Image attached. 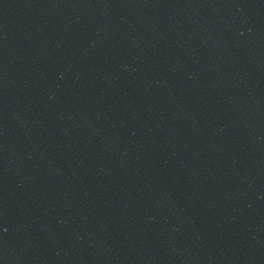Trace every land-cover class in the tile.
<instances>
[{
  "label": "water",
  "instance_id": "water-1",
  "mask_svg": "<svg viewBox=\"0 0 264 264\" xmlns=\"http://www.w3.org/2000/svg\"><path fill=\"white\" fill-rule=\"evenodd\" d=\"M0 264H264V0H0Z\"/></svg>",
  "mask_w": 264,
  "mask_h": 264
}]
</instances>
